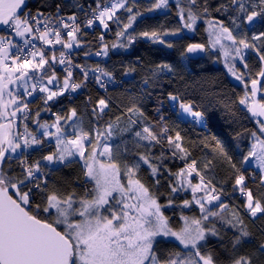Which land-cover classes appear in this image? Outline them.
I'll return each mask as SVG.
<instances>
[{"label": "snow or ice", "instance_id": "1", "mask_svg": "<svg viewBox=\"0 0 264 264\" xmlns=\"http://www.w3.org/2000/svg\"><path fill=\"white\" fill-rule=\"evenodd\" d=\"M0 264H264V0H0Z\"/></svg>", "mask_w": 264, "mask_h": 264}, {"label": "trees", "instance_id": "2", "mask_svg": "<svg viewBox=\"0 0 264 264\" xmlns=\"http://www.w3.org/2000/svg\"><path fill=\"white\" fill-rule=\"evenodd\" d=\"M31 2L33 4H35L36 0H31ZM141 2L145 3L146 0H141ZM149 15H152V14H149ZM154 15H155V19L146 21L145 23L140 25V28L153 27V26H156L157 23H164L166 25H170L174 22V17H169L166 20L164 15H161V14H154ZM189 36L191 37V41H186V42H204L206 39V32L204 31L203 24L201 23V26L199 27V30L196 33H194V34L192 33ZM108 38L111 39V36H109ZM158 47H159L158 45H152L150 42H147L145 40H140L137 43V45L135 46V49H134L135 54H123L122 56H120V55L113 56V61H118L121 58L124 59L125 62H127L128 60L134 61L136 55H142L146 59H148V58H152V59L162 58V54L155 51V49H157ZM177 56H178L177 53L170 52V54L168 55L167 58L168 59H176ZM97 59H98L97 57L93 56L91 58V60L89 61V63H91ZM221 68H222V66H220V65H213L211 62L206 63V69L208 70V75L209 76H219L220 80L223 82L221 85V87H223V91L229 97H231L233 95V93L231 92L229 87L224 86L228 82L225 80L224 76L221 74ZM137 79H139V78H137ZM86 94H87V92H85L84 95H81L78 98L77 102H79V100L85 99ZM188 95L190 98H193L195 100L201 99V95L198 92L190 91L188 93ZM204 103L206 105L207 101H205ZM245 115H246L245 113L238 112L237 113L238 119H237V123L235 125H233L232 127H230L228 124L223 125V134L221 135V139H225L227 142L230 143V148H229L230 154L234 153L235 149H236L235 141L231 140V137L234 134L233 129H235L237 131H243V129L245 127L250 128V129L253 128L252 122H250L248 119H246ZM180 129H181L183 135H185L187 138H191L192 140L196 141L197 146L193 152L194 156L199 157L203 153L210 152V149H203L202 145L200 144V141L205 136L211 137V135L217 131L216 128L205 129V128H201V127L193 125V124L181 123ZM247 143H248L247 140L241 141V144H240L241 148H244V146ZM252 187L255 188L256 186L252 185ZM260 225H261V221H256V227L258 228Z\"/></svg>", "mask_w": 264, "mask_h": 264}, {"label": "rangeland", "instance_id": "3", "mask_svg": "<svg viewBox=\"0 0 264 264\" xmlns=\"http://www.w3.org/2000/svg\"><path fill=\"white\" fill-rule=\"evenodd\" d=\"M156 14H159V13H156ZM192 33H189V35H191Z\"/></svg>", "mask_w": 264, "mask_h": 264}]
</instances>
